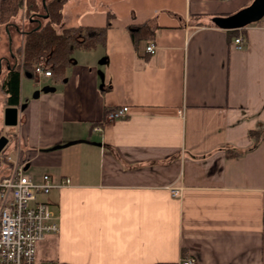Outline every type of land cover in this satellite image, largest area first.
Segmentation results:
<instances>
[{
	"label": "crops",
	"instance_id": "obj_1",
	"mask_svg": "<svg viewBox=\"0 0 264 264\" xmlns=\"http://www.w3.org/2000/svg\"><path fill=\"white\" fill-rule=\"evenodd\" d=\"M251 2L64 6V28L102 27L111 15L106 44L75 51L61 81L21 74L14 127L0 93V180L17 162L33 183L69 182L37 197L58 226L37 264H264V18L236 36L211 22ZM140 24L152 55L129 35ZM6 34L0 82L16 63ZM124 105L126 119L105 120Z\"/></svg>",
	"mask_w": 264,
	"mask_h": 264
},
{
	"label": "trees",
	"instance_id": "obj_2",
	"mask_svg": "<svg viewBox=\"0 0 264 264\" xmlns=\"http://www.w3.org/2000/svg\"><path fill=\"white\" fill-rule=\"evenodd\" d=\"M70 0H1L0 28L5 32L10 29L23 35L22 43L13 50L15 67L10 68L6 77L0 82V93L4 106L18 105L19 84L21 74H32L37 65L50 72L55 81H61L65 69L71 62V56L77 50L91 51L106 44L107 31L111 26L112 16H107L105 26H62V12ZM23 15V29L20 20ZM129 35L133 44L141 40H151L153 33L145 24L129 27ZM237 35L238 30H231ZM12 47V45H11ZM13 135H8L12 137Z\"/></svg>",
	"mask_w": 264,
	"mask_h": 264
},
{
	"label": "built area",
	"instance_id": "obj_3",
	"mask_svg": "<svg viewBox=\"0 0 264 264\" xmlns=\"http://www.w3.org/2000/svg\"><path fill=\"white\" fill-rule=\"evenodd\" d=\"M234 48L242 50L243 37L238 35L233 40ZM155 47L151 42L144 46V53L152 55ZM33 77H50V72L37 65ZM127 106L112 108L106 111L108 122L124 120L129 116ZM100 131L99 127L94 128ZM10 174L0 180V264H37V246L49 234H56L58 226L56 217L49 204L39 201V195H46L52 189L68 185L64 180L53 183L48 175H43L39 183H33L23 173L22 166L13 162ZM172 197L180 196V189H171ZM187 259L182 264H193ZM51 264V263H44Z\"/></svg>",
	"mask_w": 264,
	"mask_h": 264
},
{
	"label": "water",
	"instance_id": "obj_4",
	"mask_svg": "<svg viewBox=\"0 0 264 264\" xmlns=\"http://www.w3.org/2000/svg\"><path fill=\"white\" fill-rule=\"evenodd\" d=\"M44 10H46L45 0H42ZM264 17V0H252V2L235 13L225 17H212L214 26L222 30H238L250 24L260 21ZM8 33V31L6 32ZM11 45V38H8ZM11 56L12 53H11ZM1 68V63H0ZM23 107H6L3 111V123L6 127H14L18 122V114ZM7 143L5 136H0V152Z\"/></svg>",
	"mask_w": 264,
	"mask_h": 264
},
{
	"label": "rangeland",
	"instance_id": "obj_5",
	"mask_svg": "<svg viewBox=\"0 0 264 264\" xmlns=\"http://www.w3.org/2000/svg\"><path fill=\"white\" fill-rule=\"evenodd\" d=\"M227 16V15H226ZM23 15L21 16V19L19 18V20H20V28L21 29H23V23H24V21H23ZM264 18V17H263ZM262 18V19H263ZM8 31V30H7ZM23 33L21 32V31H19V32H16L15 33V31L13 30L12 31V29H10V32L8 31V33L6 34V36H7V38H11V41H12V39H16L18 42H19V40H21L20 41V43H22V39H23ZM12 45V47H13V50H14V42L11 44ZM10 52H12V50H10ZM39 77H41V76H39ZM38 77V78H39ZM36 78V77H35ZM27 81V80H26Z\"/></svg>",
	"mask_w": 264,
	"mask_h": 264
},
{
	"label": "flooded vegetation",
	"instance_id": "obj_6",
	"mask_svg": "<svg viewBox=\"0 0 264 264\" xmlns=\"http://www.w3.org/2000/svg\"><path fill=\"white\" fill-rule=\"evenodd\" d=\"M10 55H11V54H10ZM12 60H13V64H14V63H15V59L13 58V56H12ZM11 67H12V66H11ZM14 67H15V66H14ZM14 67H13V68H14ZM9 68H10V67H9Z\"/></svg>",
	"mask_w": 264,
	"mask_h": 264
}]
</instances>
